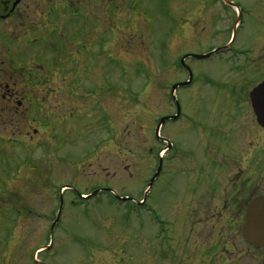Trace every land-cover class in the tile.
Instances as JSON below:
<instances>
[{
	"label": "rangeland",
	"instance_id": "rangeland-1",
	"mask_svg": "<svg viewBox=\"0 0 264 264\" xmlns=\"http://www.w3.org/2000/svg\"><path fill=\"white\" fill-rule=\"evenodd\" d=\"M81 3L93 22L59 28L86 49L37 86L26 72L59 56L46 40L24 42L22 93L0 101V264H208L202 244L225 245L230 228L215 218L210 230L212 200L192 216L194 180L240 167L264 192V129L248 102L264 79V0ZM217 49L184 61L193 83L176 90L181 116L159 132L170 146L156 140L175 115L171 87L188 80L180 59Z\"/></svg>",
	"mask_w": 264,
	"mask_h": 264
},
{
	"label": "flooded vegetation",
	"instance_id": "flooded-vegetation-1",
	"mask_svg": "<svg viewBox=\"0 0 264 264\" xmlns=\"http://www.w3.org/2000/svg\"><path fill=\"white\" fill-rule=\"evenodd\" d=\"M25 1L0 0V101L6 106L12 104L13 101L16 102V98L22 93V77L25 71L22 68L21 57L24 42L28 45H38V41L46 40L45 45L55 50L53 55L59 56L50 61L48 70L33 65L37 68L26 72L27 82L31 77L34 81L33 85L38 86L44 82L45 76H48V79L52 78L54 75L52 70L60 69L54 68V65L61 64V60L64 62L65 57L71 54V49H74L73 53H77L75 50L79 47L86 49L85 45L76 43V41H72L74 42L72 46L70 38L66 35L65 26L70 19L79 21L78 28L81 30L93 22L92 20L86 21L88 17L86 14L80 16L81 9L85 7L81 3L82 0H32L24 5ZM59 27L65 30L61 31ZM40 32L42 35H39ZM54 41H59L60 44ZM62 47L64 51L59 52ZM70 74L71 72L67 76ZM17 104L20 106L19 102ZM160 142L167 145L168 141L162 139ZM258 167L262 166L258 165ZM212 170L226 178L222 181L209 176L204 180H194L193 183L196 185L192 187V191L199 197H197V206H194L191 211L192 216L197 220H202L201 213L203 209H206V202L212 200L215 215L209 218L210 230L216 231L213 227L216 219L221 224L227 222L230 228L228 235L230 239L225 245L221 242L215 245L213 236L208 237L207 240L212 242L207 241L202 244L203 251L199 252L201 256L199 262H205L209 258L208 264H264V246L250 244L242 233L247 217V205L258 197H264V192L260 190L261 186L257 185L252 188L247 177L239 180L238 173L245 172L240 167L238 172L233 174L228 172L226 175L224 167L212 168Z\"/></svg>",
	"mask_w": 264,
	"mask_h": 264
},
{
	"label": "water",
	"instance_id": "water-1",
	"mask_svg": "<svg viewBox=\"0 0 264 264\" xmlns=\"http://www.w3.org/2000/svg\"><path fill=\"white\" fill-rule=\"evenodd\" d=\"M214 53H209L206 55H187L183 57L180 61V64L184 67V69L188 73V80L183 83L175 84L171 87L170 93L172 96L173 101L175 102L176 105V114L171 117H164L161 118L156 126L155 129V136L158 140H162L159 136V130L160 128L164 125L166 121L169 120H176L180 117V108L178 105V102L175 100L174 93L178 87H184L187 86L191 83L192 81V73L190 69L185 65L184 60L186 58H193L196 60H205L212 56ZM249 101L250 105L252 108L253 115L256 119V123L258 126L264 129V80L257 85L249 94ZM168 146H170L168 144ZM162 168V160H158V167L156 169L155 174L152 176L148 183V190L152 187V184L156 180V178L159 176V173ZM93 193L91 196L95 195ZM120 199V198H118ZM122 201H126L127 199H121ZM62 208V199L61 197L59 198V209H58V214L57 217L52 224L51 230H53L55 224L59 220L60 216V211ZM242 233L243 236L245 237V240L248 241L250 244H253L255 246H264V197H258L254 200H252L248 205H247V217L245 219V223L242 227Z\"/></svg>",
	"mask_w": 264,
	"mask_h": 264
}]
</instances>
